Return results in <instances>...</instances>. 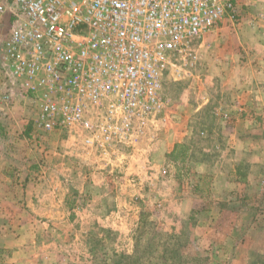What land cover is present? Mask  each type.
I'll return each instance as SVG.
<instances>
[{
	"label": "rangeland",
	"instance_id": "374dc122",
	"mask_svg": "<svg viewBox=\"0 0 264 264\" xmlns=\"http://www.w3.org/2000/svg\"><path fill=\"white\" fill-rule=\"evenodd\" d=\"M237 1L243 5L240 23L204 35L196 66L165 77L167 119L134 149L106 158L84 156L73 141L52 135L38 142L27 138L21 109L0 113V167L9 169L2 196L9 204L2 207L24 214L4 221L22 228L18 259L26 264H264V218L250 219L238 211L237 220L217 221L226 235L213 231L212 177L207 171L197 182L191 157L172 159L162 143L182 120L197 145L213 117L225 126L231 123L225 107L215 109L228 98L216 74L217 68L223 76L222 61L211 58L228 57L232 63L233 57L241 63L264 52V0ZM34 211L35 218L30 216ZM14 252L0 249V260Z\"/></svg>",
	"mask_w": 264,
	"mask_h": 264
},
{
	"label": "built area",
	"instance_id": "2783aa9c",
	"mask_svg": "<svg viewBox=\"0 0 264 264\" xmlns=\"http://www.w3.org/2000/svg\"><path fill=\"white\" fill-rule=\"evenodd\" d=\"M237 0H0V113L34 141L84 156L134 149L167 119L166 76L189 73L207 33L236 27ZM264 183V178H263Z\"/></svg>",
	"mask_w": 264,
	"mask_h": 264
},
{
	"label": "crops",
	"instance_id": "0c3cea01",
	"mask_svg": "<svg viewBox=\"0 0 264 264\" xmlns=\"http://www.w3.org/2000/svg\"><path fill=\"white\" fill-rule=\"evenodd\" d=\"M226 59L217 55L211 58L212 62L222 61L223 76L217 68L216 74L221 77L219 88L227 91L228 98L224 104H216L215 109L219 111L222 106L225 107L232 115L231 123L225 126L223 121L213 117L201 145L194 143L183 126L184 120L162 138L166 154L177 143L188 148L185 159L191 157L197 182L203 180L207 171L212 177L208 197L210 221L214 226L213 231H222L223 235L226 233L216 226L217 221L226 218L237 220L241 215L236 213L238 211L247 214L250 219L264 218V210H261L264 208V52L251 54L246 57V62L241 63L235 62L233 57L232 63L226 62ZM214 82L217 87L219 80L215 78ZM8 172V167H0V249H15L17 255L1 259L0 264H26L18 259L19 252L23 251L22 228L4 222L5 218L10 219L9 216L11 219H17V214L24 216L23 213L9 212L2 207L9 204V200L2 197L8 188ZM49 172H52V168ZM40 184H36L38 189ZM198 184L195 183L194 187H200ZM39 193V200H42ZM49 196L52 197L51 192ZM195 196L200 202L201 194L196 193ZM18 201L12 199L11 202ZM35 214L36 211L30 216L35 218Z\"/></svg>",
	"mask_w": 264,
	"mask_h": 264
},
{
	"label": "trees",
	"instance_id": "16d2710c",
	"mask_svg": "<svg viewBox=\"0 0 264 264\" xmlns=\"http://www.w3.org/2000/svg\"><path fill=\"white\" fill-rule=\"evenodd\" d=\"M188 148L184 146L182 143H177L174 145L172 151L168 153L167 155L171 157L172 159H176L179 154H181L182 160L185 158L187 154Z\"/></svg>",
	"mask_w": 264,
	"mask_h": 264
}]
</instances>
